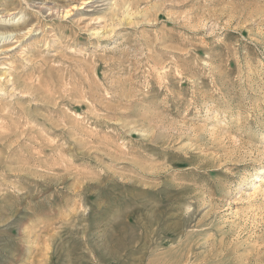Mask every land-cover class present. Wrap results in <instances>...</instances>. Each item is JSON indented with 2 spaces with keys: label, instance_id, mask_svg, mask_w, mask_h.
<instances>
[{
  "label": "rangeland",
  "instance_id": "374dc122",
  "mask_svg": "<svg viewBox=\"0 0 264 264\" xmlns=\"http://www.w3.org/2000/svg\"><path fill=\"white\" fill-rule=\"evenodd\" d=\"M84 1L0 0V264H264V0Z\"/></svg>",
  "mask_w": 264,
  "mask_h": 264
},
{
  "label": "bare ground",
  "instance_id": "6f19581e",
  "mask_svg": "<svg viewBox=\"0 0 264 264\" xmlns=\"http://www.w3.org/2000/svg\"><path fill=\"white\" fill-rule=\"evenodd\" d=\"M95 4V0H85L82 3L83 8L88 9L91 8ZM99 6V5H98ZM96 9V8H95Z\"/></svg>",
  "mask_w": 264,
  "mask_h": 264
}]
</instances>
